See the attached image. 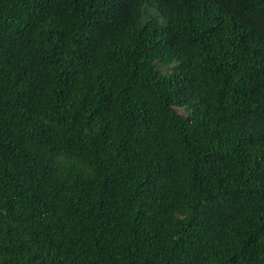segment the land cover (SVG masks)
Returning a JSON list of instances; mask_svg holds the SVG:
<instances>
[{"label":"trees","instance_id":"obj_1","mask_svg":"<svg viewBox=\"0 0 264 264\" xmlns=\"http://www.w3.org/2000/svg\"><path fill=\"white\" fill-rule=\"evenodd\" d=\"M0 264H264V0H0Z\"/></svg>","mask_w":264,"mask_h":264}]
</instances>
